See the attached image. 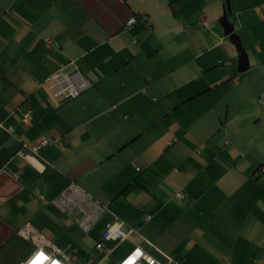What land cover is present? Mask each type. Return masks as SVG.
Listing matches in <instances>:
<instances>
[{
	"label": "crops",
	"instance_id": "0c3cea01",
	"mask_svg": "<svg viewBox=\"0 0 264 264\" xmlns=\"http://www.w3.org/2000/svg\"><path fill=\"white\" fill-rule=\"evenodd\" d=\"M223 7L0 0V264L37 249L117 264L135 247L264 264V0ZM63 70L89 87L54 97L45 82ZM117 219L133 231L96 249Z\"/></svg>",
	"mask_w": 264,
	"mask_h": 264
},
{
	"label": "built area",
	"instance_id": "2783aa9c",
	"mask_svg": "<svg viewBox=\"0 0 264 264\" xmlns=\"http://www.w3.org/2000/svg\"><path fill=\"white\" fill-rule=\"evenodd\" d=\"M136 22L135 17H130L127 22L126 26H131ZM48 43H51L48 40ZM57 47V45L55 44ZM54 82L53 86L51 87V91L54 97L65 94L69 97L76 98L78 97L84 90L89 87V82L84 80L78 73H73L71 75L66 74H55L54 77L51 79ZM24 117V120H26ZM6 132L11 133L12 129L7 127ZM47 144V140H42L39 145L32 147V148H24L23 150H19L18 155L23 156L25 151H29L32 153L37 152L41 149V146ZM25 147V146H23ZM258 174L263 178L262 181V191L264 192V162L258 168ZM177 198H181V194H176ZM101 206H95L94 210L102 211ZM96 213V212H94ZM69 216L75 218V215L69 213ZM95 219L90 215H86L82 222L80 223L81 228L87 233L94 224ZM133 230L125 229L124 225L117 220L113 224L106 225L105 230L101 234L100 239L96 242L95 247L96 249L102 250L105 253H109L111 251V247L108 246L110 241L115 240H124L127 238L130 232ZM158 251V250H157ZM37 253H42L44 259H42L39 264H66L65 260L60 259L58 256L54 254H49L43 249H37L33 253H31L28 258L22 264H34V258L36 257ZM158 253H160L158 251ZM162 255V259L164 262H160L156 258L147 254L143 249L140 247H135L132 249L128 254H126L117 264H169L171 263V259L167 256ZM89 264H96L95 262H90Z\"/></svg>",
	"mask_w": 264,
	"mask_h": 264
},
{
	"label": "water",
	"instance_id": "95a60500",
	"mask_svg": "<svg viewBox=\"0 0 264 264\" xmlns=\"http://www.w3.org/2000/svg\"><path fill=\"white\" fill-rule=\"evenodd\" d=\"M223 8H224L223 9V17H225L227 13H230V2H229V0H224V7ZM225 32H226V34L229 33L228 26L226 24H225ZM239 49H240V47H239Z\"/></svg>",
	"mask_w": 264,
	"mask_h": 264
},
{
	"label": "rangeland",
	"instance_id": "374dc122",
	"mask_svg": "<svg viewBox=\"0 0 264 264\" xmlns=\"http://www.w3.org/2000/svg\"><path fill=\"white\" fill-rule=\"evenodd\" d=\"M229 2H230V0H229ZM263 44H264V42H263ZM71 72H73V71H71V70H63V71H61L60 73L61 74H66V75H71L72 73ZM46 84H47V87L48 88H51L52 86H53V84H54V82L53 81H48V82H45Z\"/></svg>",
	"mask_w": 264,
	"mask_h": 264
},
{
	"label": "snow or ice",
	"instance_id": "6c2138e0",
	"mask_svg": "<svg viewBox=\"0 0 264 264\" xmlns=\"http://www.w3.org/2000/svg\"><path fill=\"white\" fill-rule=\"evenodd\" d=\"M44 259V256L42 253H37L36 257L34 258V264H39V262Z\"/></svg>",
	"mask_w": 264,
	"mask_h": 264
},
{
	"label": "trees",
	"instance_id": "16d2710c",
	"mask_svg": "<svg viewBox=\"0 0 264 264\" xmlns=\"http://www.w3.org/2000/svg\"><path fill=\"white\" fill-rule=\"evenodd\" d=\"M135 20H136V22L138 21V20H137V17H135ZM136 22H135V23H136ZM135 23H134V24H135Z\"/></svg>",
	"mask_w": 264,
	"mask_h": 264
},
{
	"label": "clouds",
	"instance_id": "9594fccd",
	"mask_svg": "<svg viewBox=\"0 0 264 264\" xmlns=\"http://www.w3.org/2000/svg\"><path fill=\"white\" fill-rule=\"evenodd\" d=\"M132 17V16H131ZM135 17V16H134ZM141 19V18H140Z\"/></svg>",
	"mask_w": 264,
	"mask_h": 264
}]
</instances>
